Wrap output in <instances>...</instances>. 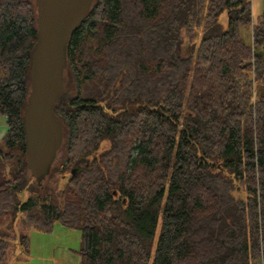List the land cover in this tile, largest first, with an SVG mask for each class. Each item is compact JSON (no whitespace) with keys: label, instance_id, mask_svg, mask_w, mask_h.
<instances>
[{"label":"trees","instance_id":"obj_1","mask_svg":"<svg viewBox=\"0 0 264 264\" xmlns=\"http://www.w3.org/2000/svg\"><path fill=\"white\" fill-rule=\"evenodd\" d=\"M37 37L35 1L1 0L0 264L14 245L29 253L27 234L2 228L16 217L80 230L79 264H264V11L254 18L251 0H94L69 42L54 109L63 143L42 185L24 126Z\"/></svg>","mask_w":264,"mask_h":264},{"label":"water","instance_id":"obj_2","mask_svg":"<svg viewBox=\"0 0 264 264\" xmlns=\"http://www.w3.org/2000/svg\"><path fill=\"white\" fill-rule=\"evenodd\" d=\"M34 1L38 37L30 63L24 126L29 174L42 185L63 143L64 128L54 109L65 89L69 42L94 0Z\"/></svg>","mask_w":264,"mask_h":264},{"label":"rangeland","instance_id":"obj_3","mask_svg":"<svg viewBox=\"0 0 264 264\" xmlns=\"http://www.w3.org/2000/svg\"><path fill=\"white\" fill-rule=\"evenodd\" d=\"M253 3V15L254 18L264 11V0H251ZM1 2V0H0ZM222 22H227L226 14L221 16ZM240 34L242 39L246 43H250L252 40V29L248 25H240ZM202 30H198L197 40L201 38ZM190 39L185 38L181 47V53L184 55L190 54L191 46ZM4 70H0V77L5 75ZM73 88V87H72ZM69 94L74 95L75 91L69 90ZM7 131V118L0 114V141ZM110 142L105 141L101 144L97 153H100L105 148L110 147ZM60 163V162H58ZM7 170H10L8 167ZM64 176V177H63ZM63 177V178H61ZM69 177V173H64L60 176L61 183L65 184L66 178ZM241 189V188H240ZM28 193H24L21 198H27ZM238 196L244 197V191L240 190L237 193ZM11 223V225H10ZM2 226V225H1ZM10 228L8 229V227ZM2 228L9 232L10 236L17 235L19 233L27 234L30 238L29 253L23 254V259L16 260L19 257L21 249L14 245L10 249V264H79L81 260L80 250L82 248V233L77 229H70L65 227L61 222L56 221L51 231H39L31 227L22 226L21 218L11 222L7 221L3 223Z\"/></svg>","mask_w":264,"mask_h":264},{"label":"crops","instance_id":"obj_4","mask_svg":"<svg viewBox=\"0 0 264 264\" xmlns=\"http://www.w3.org/2000/svg\"><path fill=\"white\" fill-rule=\"evenodd\" d=\"M21 259H23V255H19V257L18 258H16V260H21Z\"/></svg>","mask_w":264,"mask_h":264},{"label":"flooded vegetation","instance_id":"obj_5","mask_svg":"<svg viewBox=\"0 0 264 264\" xmlns=\"http://www.w3.org/2000/svg\"><path fill=\"white\" fill-rule=\"evenodd\" d=\"M57 158H58V156H57ZM57 158H56V160H57ZM73 169H75V168H73Z\"/></svg>","mask_w":264,"mask_h":264}]
</instances>
